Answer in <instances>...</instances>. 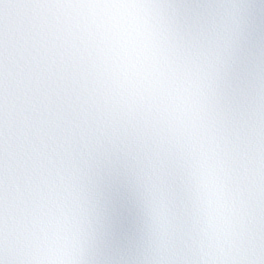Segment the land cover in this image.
I'll use <instances>...</instances> for the list:
<instances>
[{"label": "snow or ice", "instance_id": "1", "mask_svg": "<svg viewBox=\"0 0 264 264\" xmlns=\"http://www.w3.org/2000/svg\"><path fill=\"white\" fill-rule=\"evenodd\" d=\"M0 264H264V0H0Z\"/></svg>", "mask_w": 264, "mask_h": 264}]
</instances>
